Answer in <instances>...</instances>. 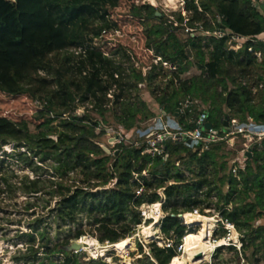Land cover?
<instances>
[{
    "label": "trees",
    "instance_id": "trees-1",
    "mask_svg": "<svg viewBox=\"0 0 264 264\" xmlns=\"http://www.w3.org/2000/svg\"><path fill=\"white\" fill-rule=\"evenodd\" d=\"M118 1L0 0V92L9 96L26 94L42 102L44 112L38 118L43 121L34 134L23 125L25 143L21 146L33 156L52 159V178L46 179L47 186L43 187L40 177L29 179L13 173L6 177L0 171V194L11 198L21 194L25 197V211L32 215L37 206L31 199L47 195L48 204L54 202L50 213L58 228L84 216L93 226L98 242L113 248L133 237L146 223L140 214L144 205L160 203L164 217L159 228L165 245L148 244L150 253L146 256L150 264H170L172 258L171 264H177L174 257L182 239L188 246L197 240L195 235L185 236L192 229L184 224L182 216L194 210L202 214L212 207L219 214L217 226L225 231L224 223H228L239 234L236 254L248 264L259 262L252 263L247 255L250 251L264 261V226L252 225L264 218V139L252 146L251 158L236 176L229 170V153L220 142L210 144L198 155L183 142L168 140L163 156H151L146 153L145 142L135 137V131L144 127L148 118L147 105L136 98L112 113L107 105L116 104L118 97L113 94L114 79L95 66L94 59H100V54L90 53L77 61L66 58L58 66L47 61L51 53L85 40L81 34H68L72 25L92 17L104 19ZM183 10L189 14L188 27L200 24L208 36L182 42L175 35L177 24L156 16V9L149 5L131 8L132 16L149 22L145 39L152 41L155 58L175 68L163 87L154 85L157 72L146 79L135 74L137 83L147 81L153 99L166 114H173L187 97L195 99L197 103L178 120L186 131L192 130L198 113L205 115L204 129L209 124L220 136L226 130V118L264 123V44L240 41L236 51L230 49L238 45L232 35L251 39L264 33V0H186ZM183 20L178 17L179 24ZM249 49L259 52L260 57L250 54ZM16 62L25 65L21 67ZM191 64L198 74L180 79ZM38 70L54 76V90L49 89L46 79H33ZM258 84L262 88L252 93L251 86ZM80 104L90 108L76 114ZM109 113L114 129L123 131L130 144L102 145L100 140L110 128ZM8 124L6 118L0 117V132ZM24 157L25 152L12 155L16 162H23ZM178 163L183 164L188 177ZM188 217L191 216H185L186 220ZM33 222L30 232L21 234L26 247L17 261L29 257L37 261L42 251L45 264H54L49 258L55 254L61 257L59 264H81L69 249L71 239L53 243L46 228H38L41 218ZM84 235L85 231L78 228L72 238L78 240ZM87 242L92 246V241ZM80 244L87 245L82 240ZM226 247L236 249L233 245Z\"/></svg>",
    "mask_w": 264,
    "mask_h": 264
},
{
    "label": "rangeland",
    "instance_id": "rangeland-1",
    "mask_svg": "<svg viewBox=\"0 0 264 264\" xmlns=\"http://www.w3.org/2000/svg\"><path fill=\"white\" fill-rule=\"evenodd\" d=\"M185 1L119 0L115 8L108 9V15L104 19L92 17L72 25L68 30V34L70 36L81 34L82 37H85V40L69 45L58 52L51 53L48 55L47 61H50L52 65L58 66L66 58H72V49L77 47L86 50V57H89L90 53L100 54V59H94L95 66H100L101 70L106 71L105 75L108 78L114 79L113 87L115 91L113 94L118 97L116 104L109 103L107 107L111 108L112 113H116L123 109L125 105L139 98L148 108L149 115L145 123L153 127L158 120L154 106L156 102L148 89L147 81L137 83L138 79L136 75L140 73L142 79H146L150 73L154 75L157 72L158 76L154 78V85L163 87L165 81L168 82L172 73L175 72V68L169 62L158 58L160 59L159 61L155 58L152 41L145 39V27L149 22L145 18L141 19L132 16L131 8L133 6L153 5L151 7L156 9L158 14L174 22L175 25L177 24L178 30L175 32V35L182 42H185L190 37L208 36L207 33L202 32L200 24H195V28L193 29L186 24V18H188L189 14L183 10V3ZM179 16L184 18L182 24L178 23ZM217 21H219L218 18ZM239 47L240 42H238V45H231L230 49L236 51ZM74 60L77 61L78 59L75 58ZM190 60L194 62L192 54L190 55ZM163 63H166L167 68H164ZM16 64L21 67L25 65L24 62H16ZM71 64L72 62L69 65ZM38 71L37 74L32 76L33 79H37L38 77L46 79L50 82L49 89L54 90V83L51 82L55 79L54 76L42 70ZM197 74L198 71L191 64L187 71L179 77L180 79H187ZM245 82L249 84L253 83V81L247 82L246 79ZM41 103L40 100L33 99L26 94L9 96L0 92V117L6 118L9 122L8 126L0 132V171L6 177H9L11 173L27 175L29 179L40 177L44 187L48 185L46 179L52 178V159L50 157L45 159L41 156H33L27 151L26 147L21 146L25 143L23 125L27 127V131L30 134H34L38 131L36 129L37 125L43 121V119L40 120L38 118V115L44 112ZM86 108L90 107L87 104H80L78 113H81ZM111 114L107 115L110 128H108L106 136L100 142L102 145L113 147V144L117 143L115 138L120 131L114 129L115 125L111 119ZM55 124L56 121L52 125ZM128 144H130V141H127L126 145ZM223 148L229 153V157L226 160L228 167H230L232 161L237 156L236 151L240 148V143L237 142V145L232 150L224 146ZM17 152H25L23 162H16L12 158V155ZM178 165L179 169L188 177L189 173L184 170L183 164L178 163ZM48 199L47 195L40 196L36 200L31 199L37 206L36 213L32 215L30 212L25 211L23 204L25 197L21 194L16 193L13 198L9 197V194H0V264L46 263L42 251L38 253L37 261L32 262L33 259L30 257L19 261L16 260L24 253L26 247L24 245L25 238H21V234L30 232L31 227L34 225L33 220L37 217L41 218L38 228H46L51 242L54 243L68 238L71 239L70 245L80 243L81 240L87 243V245L82 244V248L76 251V253L73 251L81 264L88 262L92 264L90 263L91 260L102 261L103 264H150L151 260L146 256L150 253L148 244L155 242L159 247L165 245L164 241L161 240L162 235L159 228L164 217L161 204L158 203L160 205L159 211H156L153 205H144L140 209V214L144 215L146 223L140 225L137 233L133 237L125 239L124 242L116 245L114 248L112 245L106 249L104 248L102 256L93 259L91 257L92 249L102 247L97 240L98 236L94 232L93 226L90 225L84 216H80L76 223H68L58 228L57 224L53 222L52 214L50 213V209L54 207V202L48 204ZM47 205L49 206L47 207ZM212 209V207L204 209L202 214L188 217L186 220L192 229L188 235L199 234L195 241L196 243L194 242L190 246H209L206 249V256H202L195 264H239V262L240 264H248L241 259L240 255L236 254L240 247L239 234L235 229L227 232L217 226L216 222L218 221L219 214ZM252 225L254 227L264 226V218L253 222ZM78 228H82L85 231V235L78 240H73V232ZM203 229L206 230V239H204L201 233ZM39 239V236H37V244L39 243ZM87 241H92V246ZM230 245L236 246V249L229 250L226 246ZM121 246H124L123 249ZM221 247L222 249L216 252V249ZM140 248L142 252H140ZM187 248L188 242L183 238L182 249L174 257V261L177 264H181V262L190 264L188 256L185 254ZM247 255L252 263L259 261L258 264H264L260 255L253 256L251 251ZM60 259L61 257L56 254L49 258L54 264H59Z\"/></svg>",
    "mask_w": 264,
    "mask_h": 264
},
{
    "label": "built area",
    "instance_id": "built-area-1",
    "mask_svg": "<svg viewBox=\"0 0 264 264\" xmlns=\"http://www.w3.org/2000/svg\"><path fill=\"white\" fill-rule=\"evenodd\" d=\"M218 34L224 35V33ZM227 35H231V33L228 32ZM232 36L238 42H245L250 40L254 43L259 42L264 44V33L254 36L251 39L234 35ZM248 52L250 54H254L253 56H256L258 58L260 57L259 52H254L251 49H249ZM72 54L73 59L76 58L78 60H83L86 58V50H83L80 47L72 49ZM158 60L160 61V59ZM163 66L164 68H167L166 63H163ZM82 74H85V71L82 72ZM261 88L262 84H258L257 86L252 85L250 90L252 93H254L256 89ZM111 92L112 90L110 91V93ZM108 97L111 98V95H108ZM196 103L197 101L195 99L187 97L173 114H166L156 103L154 105L156 116L158 117L156 124L152 127L148 126V124L144 122V127L135 131V137H137L138 139H142L145 142L146 153L151 156H163L165 150L164 145L168 140L183 142L190 150L197 151L198 155H200L204 150H207L209 145L212 143L220 142L222 146L232 150L237 145V142H239L240 148L236 151L237 156L232 161L231 166L229 167L231 174L236 176L239 171H242L244 169L245 161L247 160L245 154L247 153V151L250 150L252 153V146L258 144L261 140L264 139V123L254 122L250 118H247L243 122H240L237 119L227 118L225 119L226 130L224 131V134L220 136L217 133L213 132L211 129H204L205 115L203 113H198L196 119L193 120L194 126L192 130L186 131L182 127V125H180L178 120L186 112L187 109H189ZM76 114L80 113H78L77 111ZM115 139L117 143L122 142L126 144L127 141H129L126 137H124L123 131H120ZM154 205L155 204H153V206ZM187 215L197 216L198 212L194 210L191 214L182 216L184 224H188L185 218V216ZM224 229L229 232L231 230H234V227L228 223H224ZM109 246L111 245L106 244L101 248H93L91 257L93 259L101 257L104 252V248L106 249ZM181 249L182 245L179 246V250ZM74 252L76 253V251Z\"/></svg>",
    "mask_w": 264,
    "mask_h": 264
},
{
    "label": "bare ground",
    "instance_id": "bare-ground-1",
    "mask_svg": "<svg viewBox=\"0 0 264 264\" xmlns=\"http://www.w3.org/2000/svg\"><path fill=\"white\" fill-rule=\"evenodd\" d=\"M160 205L157 203L154 205V209L157 211L159 210ZM153 233V232H152ZM202 236L204 237V239H206V230L203 229V231L201 232ZM189 234V233H188ZM188 234H186V236H188ZM197 237L199 236V234H195ZM222 241V240H221ZM122 249L124 246H121ZM208 245H196V246H188L187 250L185 251V254L188 256V261L190 262V264H195V262H197L196 260V255H198L199 253L202 254V256H206V249L208 248ZM186 256V258H187ZM173 259V258H172ZM172 259L170 264L172 263ZM180 260V259H179ZM204 261V260H203ZM181 264H184L181 262Z\"/></svg>",
    "mask_w": 264,
    "mask_h": 264
},
{
    "label": "water",
    "instance_id": "water-1",
    "mask_svg": "<svg viewBox=\"0 0 264 264\" xmlns=\"http://www.w3.org/2000/svg\"><path fill=\"white\" fill-rule=\"evenodd\" d=\"M156 16H160V14L156 13ZM205 127H206L207 130L211 129V125H209V124H206ZM245 156L247 157V159H250L251 158V151L248 150L247 153L245 154ZM81 248H82V245L80 243H73L72 245L69 246V249L71 251H78ZM195 258H196V260H200L202 258V254L199 253L198 255H196Z\"/></svg>",
    "mask_w": 264,
    "mask_h": 264
}]
</instances>
